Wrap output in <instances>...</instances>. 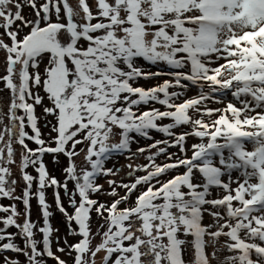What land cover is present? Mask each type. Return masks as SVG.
<instances>
[{
    "label": "snow or ice",
    "instance_id": "snow-or-ice-1",
    "mask_svg": "<svg viewBox=\"0 0 264 264\" xmlns=\"http://www.w3.org/2000/svg\"><path fill=\"white\" fill-rule=\"evenodd\" d=\"M25 7L32 9L31 17L24 15ZM0 29V91L9 93L7 111L0 113V197L24 205L23 223L15 204L0 205V212L10 213L0 217V242L7 241L0 243V253L21 254L27 264H47L46 258L69 264L52 250V213L44 191L51 186L64 189L73 209L69 213L55 192L68 235L80 237L74 243L65 239V247L57 249H67L72 264H96L100 253L102 264H264V0H0ZM140 60L170 70L146 71ZM162 75L170 79L151 87L138 84ZM190 85L199 94L176 102L184 93L170 89ZM227 94L235 102L205 103H223L217 96ZM155 103L165 110H141ZM37 106L55 121L48 122L47 141ZM165 119L171 122L158 123ZM183 126L190 130L175 131ZM150 130L167 138L132 153H149V163L129 164L127 175L134 179H108L105 190L97 179L120 171L106 162L131 153L137 137L151 139ZM190 136L199 142L188 155ZM14 141L22 149V196L14 195L17 181L7 166L16 163ZM46 154L53 163L60 155L67 158L63 183L49 175ZM161 155L166 160L157 163ZM29 166L36 177L26 171ZM138 171L144 174L135 175ZM34 181L43 217L38 228L29 203ZM99 193L114 199L93 198ZM93 211L102 221L95 233ZM11 226L19 232H6ZM15 235L24 247L14 242ZM96 235L100 241L93 245ZM2 264L20 261L4 256Z\"/></svg>",
    "mask_w": 264,
    "mask_h": 264
},
{
    "label": "rangeland",
    "instance_id": "rangeland-1",
    "mask_svg": "<svg viewBox=\"0 0 264 264\" xmlns=\"http://www.w3.org/2000/svg\"><path fill=\"white\" fill-rule=\"evenodd\" d=\"M70 2L75 3V0H70ZM23 12H24V15L26 17H31L33 15L32 9L30 7H25L23 9ZM2 30L3 29H0V32H2ZM5 39L7 40L6 37H5ZM3 61H4V53L2 51H0V72L3 71ZM221 62H223V61H221ZM165 79H170V77L167 75H162V76L155 77V78L148 79V80H144L141 78V80H139L138 82L145 85V87H151V86H155L157 84H160ZM2 88H3V85L0 84V89H2ZM172 90H176V91L178 90L179 91V88H172ZM206 90L207 89H205V91ZM199 91H200V89L198 88V86L190 85L188 87V92L186 94H184L183 96L179 97V99H177L176 102H182L183 99L194 97V96L199 94ZM41 94H43V93L41 92ZM8 96H9V93L7 91H0V100H2V102H0V113H4L7 111ZM217 99L222 100L223 103H217L215 100H209V101H206L205 103L207 104L208 107H223L224 104H226L229 101L235 102L234 98L230 94H227L226 96H223V97L217 96ZM44 103L45 104L48 103L47 99H45ZM149 105H152V104H149ZM154 107L159 108L161 111L165 110L164 109L165 107H163L160 104H157ZM147 108H148V105L147 106H141V110H146ZM19 114H23L22 110ZM36 114L40 117V119L38 120V126L41 129L42 136L47 141L49 138V134L51 132V128H50V125L48 122L51 121L54 123L55 122L54 118L52 116H45L43 113L42 106H37ZM4 123L5 124L8 123L6 117L4 119ZM185 127L186 128L184 131L190 130V128L188 126H185ZM2 129H3V125H0V130H2ZM26 130L29 131V133L31 134L30 126L26 127ZM51 134L54 135V133H51ZM137 141L138 142H136V145H133V148H134L133 150H135L138 146H142L144 143L143 141H141V139H139ZM26 142L32 148L36 147L34 142H32V141H26ZM197 142H199V138H197V137L190 136L187 138L186 144L188 147V155H191V145L193 143H197ZM0 146H2V145H0ZM83 147H84V145L78 146V148H83ZM13 148L15 149L16 163L11 164V165H7V166L10 167L11 171H12L11 179H15L17 181V184L15 185L14 195L15 196H22L23 190L25 188V182L22 179L20 167H19L22 149H21V146L19 144L15 143V141L13 142ZM43 160H44V163L47 167L49 175L56 177L57 180H59L61 183H63L66 179L65 173L63 172V169L65 167H67V165H68L67 158L63 155H60L58 157V163H53V156L51 154H46L43 157ZM76 163H77L78 167L83 166V153H81V155L76 158ZM26 171L29 174L33 175L34 177H36L38 175L35 171V168L32 166H29V168ZM125 173H126V171H122V174H125ZM37 187H38V184L34 181L33 187L31 190L33 195L31 196L29 203L31 206V220L37 224V228H38L40 226H43V217L41 214L40 206L38 204V199L36 198V195H35V193L37 191ZM68 188H69V191L74 190V182L69 181L68 182ZM44 191H45L46 202L49 205V211L52 213V215L49 217L50 223L54 229L52 237H51V239H52V250L56 253V255L60 256L62 259L67 260L69 262V264H72L71 257H69L67 255V249L64 253L58 252L57 249L60 247H65V243H64L65 239H67L69 243H74V242L78 241L80 239V237L68 235L67 222L65 220L64 215L57 208L54 194H55V192L59 191L60 197H61V202L63 203L64 207L68 210V212L71 213L73 211V209L69 205V196L65 193V191L62 187L57 189L55 187L50 186V187L45 188ZM218 193H219L218 189L214 190V195H216ZM77 199H79V198L77 197ZM12 204H15L17 207V210L21 213V215L19 217H17L18 223H23L24 205H23L21 200H13V199L2 197V199L0 201V205H3V206H9ZM121 207H123V205H121ZM0 214H1V212H0ZM9 214L10 213H6L4 215H0V217L6 216ZM94 214L95 213H92V219H91V227H92L93 233H95L97 231V228H98L99 224L101 223V220L98 219ZM210 222H211V217L205 216V223H210ZM12 227H14V226H12ZM72 227L76 228L77 226L73 223ZM55 229H58L59 231H55ZM5 231L8 232V231H10V229L7 228V229H5ZM34 231H35V238L37 240H42V234L39 233L38 230H34ZM15 232L18 233L19 229L16 228ZM18 237H20L19 239H21V241H22L21 242L19 240V244H20L19 246L24 247L23 238L19 235H18ZM224 239H225L224 237H221V242H223ZM99 241H100V236L99 235L94 236L93 245L99 243ZM40 247L42 248V244L40 245ZM4 256H8V257H11L13 259H18L20 261V264H25V262H27V258L25 256L18 254V253H15V252H11V251H5L3 253H0V262H2ZM102 256H103V253H100L96 257V264H102ZM46 259H47V264H56V261L54 259H52V258H46ZM188 259H189V257H188ZM213 264H216V262L213 261Z\"/></svg>",
    "mask_w": 264,
    "mask_h": 264
},
{
    "label": "trees",
    "instance_id": "trees-1",
    "mask_svg": "<svg viewBox=\"0 0 264 264\" xmlns=\"http://www.w3.org/2000/svg\"><path fill=\"white\" fill-rule=\"evenodd\" d=\"M138 63L146 71L156 72V71H161L162 70L164 72H168L170 70L168 68V66L165 65V64H163V63H159L157 65H151V64H149V63H147V62H145L143 60L138 61ZM185 70H187V69H185ZM138 84L140 86H144L145 87V85H143L142 83H139L138 82ZM170 91H176V90L170 89ZM177 92H183L184 94H186L188 92V89L184 90V89H180L179 88V91L177 90ZM157 104L158 103H155V104H152V105H148V108L154 107ZM170 122H171L170 120L165 119L163 121H159L158 123L166 124V123H170ZM185 128H186L185 126L178 127L177 129H175V131L177 133H179V131L180 132L181 131H184ZM133 135H135V134H133ZM150 136H151V139L137 137V140L141 139V141L144 142L142 146H138V147H147L149 144L153 143L155 140H163V139H166L167 138L164 134L159 133V132H157L155 130H150ZM133 145H136V142L131 145V153H125L124 155H116V154H114L113 157L106 162V167L119 168L120 171H119V173L116 176H109V177L101 176V177H99L97 179V182L99 184L104 185L105 190H108V188H109L108 184L106 183V181L108 179H115L118 183L121 182V181L127 183L130 180L134 179V177H129L127 175V173L129 172V168H128V165L129 164H131L133 167H135L136 165H143V164L149 163V161L146 159V157H147V155H149V153H144V154L137 153L134 156L132 155V153H136V150L138 148L137 147L135 150H133L134 149L133 148ZM155 151H156V149H151V152H155ZM168 151L171 152V153H177L178 152V149L177 148L176 149L175 148H169ZM128 157H130V158H128ZM165 160H166V158L164 157V155H161V156H159L157 158L156 162L157 163H163V162H165ZM122 171H126V173L125 174H122ZM178 171H183V169H180ZM143 174L144 173L142 171H138V172L135 173V175H143ZM173 174H174V172H170L167 176L162 177V179H167V178H169ZM118 191L120 192L121 195H124V190L123 189H118ZM136 194H138V193L133 194V196L130 199V202H131V200H133L135 198L134 196ZM93 198L99 199L101 202H109V203L114 199L113 197L107 196V195H105L103 193L96 194ZM1 199H2V197H0V201H1ZM92 213H95V212L93 211ZM4 214H6V213L1 212L0 215H4ZM94 215L96 216V213ZM101 223H102V221H101ZM0 228H3V224H0ZM9 229H10V231H8V232L13 233V234H16V232H15L16 231V228L15 227H12L11 226V227H9ZM19 238L20 237H18V235H15L14 236V242L17 243L18 245H20L19 244V240L21 241V239H19ZM4 242H7V241H2L0 243H4ZM188 257H189V259H191V253L190 252L186 256V259H188ZM0 264H2V262H0ZM25 264H27V262H25Z\"/></svg>",
    "mask_w": 264,
    "mask_h": 264
}]
</instances>
